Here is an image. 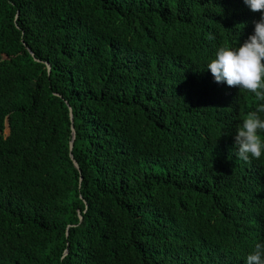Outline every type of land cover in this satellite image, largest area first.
<instances>
[{"label": "trees", "instance_id": "trees-1", "mask_svg": "<svg viewBox=\"0 0 264 264\" xmlns=\"http://www.w3.org/2000/svg\"><path fill=\"white\" fill-rule=\"evenodd\" d=\"M258 19L243 0H0V264H245L264 155L232 135L264 101L205 68Z\"/></svg>", "mask_w": 264, "mask_h": 264}, {"label": "clouds", "instance_id": "clouds-1", "mask_svg": "<svg viewBox=\"0 0 264 264\" xmlns=\"http://www.w3.org/2000/svg\"><path fill=\"white\" fill-rule=\"evenodd\" d=\"M243 3L251 12L259 13L251 34L237 47H219L205 69L214 82L235 86L264 101V0H243ZM260 114H264V102L247 114L232 135L236 156L241 160L264 155V140L260 136L264 132V119ZM245 264H264V241L255 244Z\"/></svg>", "mask_w": 264, "mask_h": 264}, {"label": "water", "instance_id": "water-1", "mask_svg": "<svg viewBox=\"0 0 264 264\" xmlns=\"http://www.w3.org/2000/svg\"><path fill=\"white\" fill-rule=\"evenodd\" d=\"M47 69L49 70V65H47ZM70 119H71V116H70ZM71 129L73 130V128L71 127ZM72 135V139L70 141V144H69V151L71 152V149H72V146H73V142H74V132L72 131L71 133ZM70 157H71V154H70ZM72 158V157H71ZM73 165L76 169H78V166L75 162H73Z\"/></svg>", "mask_w": 264, "mask_h": 264}, {"label": "rangeland", "instance_id": "rangeland-1", "mask_svg": "<svg viewBox=\"0 0 264 264\" xmlns=\"http://www.w3.org/2000/svg\"><path fill=\"white\" fill-rule=\"evenodd\" d=\"M6 131H7V128L5 129V133H7Z\"/></svg>", "mask_w": 264, "mask_h": 264}]
</instances>
